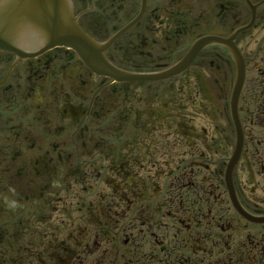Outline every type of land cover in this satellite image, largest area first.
<instances>
[{"label":"flooded vegetation","instance_id":"1","mask_svg":"<svg viewBox=\"0 0 264 264\" xmlns=\"http://www.w3.org/2000/svg\"><path fill=\"white\" fill-rule=\"evenodd\" d=\"M64 2L104 69L0 49V264H264V0Z\"/></svg>","mask_w":264,"mask_h":264},{"label":"water","instance_id":"2","mask_svg":"<svg viewBox=\"0 0 264 264\" xmlns=\"http://www.w3.org/2000/svg\"><path fill=\"white\" fill-rule=\"evenodd\" d=\"M31 36L32 42L27 40ZM19 43L35 48L64 45L94 70L104 69L97 48L77 27L64 0H0V49L20 51Z\"/></svg>","mask_w":264,"mask_h":264}]
</instances>
